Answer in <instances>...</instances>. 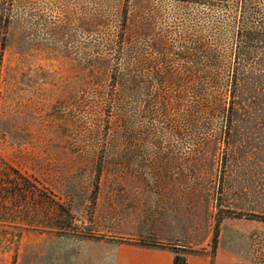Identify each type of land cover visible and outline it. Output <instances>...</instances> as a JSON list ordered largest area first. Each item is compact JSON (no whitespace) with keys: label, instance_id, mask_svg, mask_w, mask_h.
Instances as JSON below:
<instances>
[{"label":"rangeland","instance_id":"obj_1","mask_svg":"<svg viewBox=\"0 0 264 264\" xmlns=\"http://www.w3.org/2000/svg\"><path fill=\"white\" fill-rule=\"evenodd\" d=\"M192 1L0 0V178L20 174L0 194V264H109L129 246L215 255L219 244L264 264V105H249L232 137L207 139L216 123L190 105L130 93L95 105L120 27L175 49L180 35L222 29L225 11ZM135 76L130 90L180 91Z\"/></svg>","mask_w":264,"mask_h":264},{"label":"trees","instance_id":"obj_2","mask_svg":"<svg viewBox=\"0 0 264 264\" xmlns=\"http://www.w3.org/2000/svg\"><path fill=\"white\" fill-rule=\"evenodd\" d=\"M223 1H192L225 11L222 29L208 37L180 35L177 49L163 35L145 44L140 43L141 35L129 36L123 27L116 30L108 45L113 62L111 88L95 91V105H126L128 93L135 99L142 95L144 105H190L191 117L216 123L218 131H208L206 139L215 134L232 137L238 120L248 117L243 114L251 115L249 105H264V8L254 0H228L225 5ZM139 71L161 74L167 83L178 82L180 91L130 90L124 81L130 77L134 81ZM187 125L198 124L193 120ZM13 172L16 179L0 178V194L7 180L11 189L19 186L15 180L20 174ZM173 252L174 264H188L184 255L174 248Z\"/></svg>","mask_w":264,"mask_h":264},{"label":"crops","instance_id":"obj_3","mask_svg":"<svg viewBox=\"0 0 264 264\" xmlns=\"http://www.w3.org/2000/svg\"><path fill=\"white\" fill-rule=\"evenodd\" d=\"M129 257H120L109 264H174L175 253L165 247H124ZM186 254L188 264H261L253 254L239 253L233 249L218 245L216 253Z\"/></svg>","mask_w":264,"mask_h":264}]
</instances>
